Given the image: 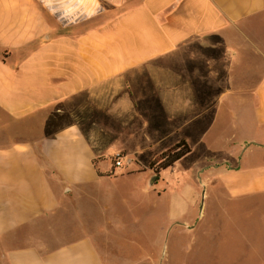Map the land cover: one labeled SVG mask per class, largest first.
<instances>
[{
	"label": "crops",
	"instance_id": "1",
	"mask_svg": "<svg viewBox=\"0 0 264 264\" xmlns=\"http://www.w3.org/2000/svg\"><path fill=\"white\" fill-rule=\"evenodd\" d=\"M251 24L264 26V0H0V264H105L101 225L80 236L81 190L106 199V185L138 173L123 157L153 123L203 125L197 142L180 134L193 153L224 113L235 132L203 159L217 174L209 221L187 227L176 197L168 213L210 240L207 264H264V47ZM249 50L258 57L244 65ZM68 199L77 236L38 242L32 232Z\"/></svg>",
	"mask_w": 264,
	"mask_h": 264
},
{
	"label": "rangeland",
	"instance_id": "2",
	"mask_svg": "<svg viewBox=\"0 0 264 264\" xmlns=\"http://www.w3.org/2000/svg\"><path fill=\"white\" fill-rule=\"evenodd\" d=\"M252 26V24L249 26L248 32L250 39L255 40L254 38L258 36L259 39L255 41L264 47V26L258 27L256 31ZM253 52L249 50L244 53L242 60L244 65L250 64L251 61L256 63L258 56ZM248 83L250 82L240 81L239 89ZM243 99L249 100L244 103V109L242 105H239L237 117L243 116L246 120L248 116L249 118L251 116V96L246 94ZM149 102L151 103L152 100ZM150 103L145 105L146 109L149 107L151 110ZM220 120L221 124L214 127L212 132L202 140L203 143H198L199 146L195 152L187 153L172 166L161 169L158 175L149 168L150 157L173 146L179 140L180 134L185 135L187 140H195L203 125L197 130L188 125L181 133H173L166 127H158L153 123L146 128L147 131L143 133V137L139 135L138 141L135 136L133 137L134 141L130 149L136 156L123 157L122 170L131 166L132 169L138 170V173L124 174L113 184L106 185L103 190L107 192V195L109 194L106 199L101 195L98 198L94 197L99 195L98 188L95 186H87L81 190V195L86 198L80 199V236L83 234L94 236V227L101 225L104 230L98 232L97 237L94 238L105 264H178L179 262L188 264L189 261L190 264H207L211 262L210 252L214 248L210 245V240L204 233L189 235L186 231L190 230L186 229L184 220L170 218L168 208L171 197H176L178 198L176 202L187 203L186 209L181 210L185 213L183 216L186 218L187 227L196 222L202 225L209 221L210 208H205V204L209 206L211 198L206 199L207 196L204 194L212 191L214 185L212 182L217 174L212 173L210 167H204L206 162L203 159L206 153H211L209 149L223 153L226 148L222 142L223 133L235 132V126L231 123L232 119L228 114L221 115ZM208 142H212L213 146L209 147ZM232 144L229 146L238 148L240 142L235 139ZM247 145V143L244 144L245 147ZM114 154L115 152L111 153L112 156ZM155 176H157L156 179L148 188L145 185L146 179L149 183ZM65 205L64 209L54 215L53 223L44 222L32 232L38 242H47L54 246L77 236L79 223L73 201L65 200ZM177 206L179 208L178 204ZM201 212L202 216H200ZM192 219L197 221L194 222ZM23 244L24 241L17 243V245Z\"/></svg>",
	"mask_w": 264,
	"mask_h": 264
},
{
	"label": "trees",
	"instance_id": "3",
	"mask_svg": "<svg viewBox=\"0 0 264 264\" xmlns=\"http://www.w3.org/2000/svg\"><path fill=\"white\" fill-rule=\"evenodd\" d=\"M189 152L190 147L188 143L184 139H180L170 148L152 156L149 161V168L153 169L155 174L158 175L161 169L172 166L177 160Z\"/></svg>",
	"mask_w": 264,
	"mask_h": 264
},
{
	"label": "built area",
	"instance_id": "4",
	"mask_svg": "<svg viewBox=\"0 0 264 264\" xmlns=\"http://www.w3.org/2000/svg\"><path fill=\"white\" fill-rule=\"evenodd\" d=\"M121 156L119 154H116L115 157H114V160L112 161L113 162V165L115 167H119L121 166Z\"/></svg>",
	"mask_w": 264,
	"mask_h": 264
},
{
	"label": "water",
	"instance_id": "5",
	"mask_svg": "<svg viewBox=\"0 0 264 264\" xmlns=\"http://www.w3.org/2000/svg\"><path fill=\"white\" fill-rule=\"evenodd\" d=\"M157 176L153 177L150 181H149V184L153 183L154 180L156 179Z\"/></svg>",
	"mask_w": 264,
	"mask_h": 264
}]
</instances>
